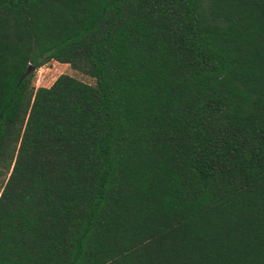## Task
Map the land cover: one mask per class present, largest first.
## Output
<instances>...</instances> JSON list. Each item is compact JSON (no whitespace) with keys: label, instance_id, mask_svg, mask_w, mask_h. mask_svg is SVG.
<instances>
[{"label":"trees","instance_id":"16d2710c","mask_svg":"<svg viewBox=\"0 0 264 264\" xmlns=\"http://www.w3.org/2000/svg\"><path fill=\"white\" fill-rule=\"evenodd\" d=\"M0 264H264V0H0Z\"/></svg>","mask_w":264,"mask_h":264},{"label":"rangeland","instance_id":"374dc122","mask_svg":"<svg viewBox=\"0 0 264 264\" xmlns=\"http://www.w3.org/2000/svg\"><path fill=\"white\" fill-rule=\"evenodd\" d=\"M60 75H68L83 83L93 84V81L88 76L70 69L66 64L52 61L35 72L33 86L35 88L49 87Z\"/></svg>","mask_w":264,"mask_h":264}]
</instances>
